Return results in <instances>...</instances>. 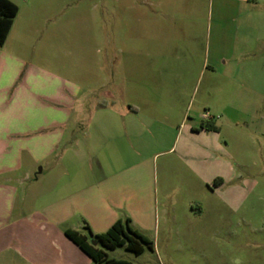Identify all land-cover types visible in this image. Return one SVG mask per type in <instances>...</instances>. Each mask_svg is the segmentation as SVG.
<instances>
[{
    "label": "rangeland",
    "instance_id": "374dc122",
    "mask_svg": "<svg viewBox=\"0 0 264 264\" xmlns=\"http://www.w3.org/2000/svg\"><path fill=\"white\" fill-rule=\"evenodd\" d=\"M181 1L162 36L144 33L147 7L139 0H63L60 9L71 47L81 46L69 60L85 59V46L95 45L119 112L131 104L161 112L151 118L170 127L131 147L150 213L144 222L157 233L153 240L147 232L154 251L145 246L136 256L118 247L108 256L132 264H264V75L240 79L250 63L264 72V50L244 49L246 32L264 31V2ZM145 46L160 53L147 56ZM205 113L218 132L198 133Z\"/></svg>",
    "mask_w": 264,
    "mask_h": 264
},
{
    "label": "crops",
    "instance_id": "0c3cea01",
    "mask_svg": "<svg viewBox=\"0 0 264 264\" xmlns=\"http://www.w3.org/2000/svg\"><path fill=\"white\" fill-rule=\"evenodd\" d=\"M10 1L19 13L0 47V264H74L76 259L92 264L65 236L77 230L74 224L101 235L128 220L152 242L157 233L144 222L150 213L135 185L138 165L131 147L147 133H167L170 127L151 118L161 112H143L132 104L119 112L118 93L112 86L104 90L103 56L95 45L85 46L90 49L85 59L69 60L81 46L71 47L70 21L60 14L63 0ZM139 1L147 7V36H162L163 22L177 20L182 2ZM244 37L247 53L263 52L264 31ZM158 48L144 47L147 56L160 53ZM245 70L242 80L264 75L257 63Z\"/></svg>",
    "mask_w": 264,
    "mask_h": 264
},
{
    "label": "trees",
    "instance_id": "16d2710c",
    "mask_svg": "<svg viewBox=\"0 0 264 264\" xmlns=\"http://www.w3.org/2000/svg\"><path fill=\"white\" fill-rule=\"evenodd\" d=\"M19 13V7L10 0H0V47H2L9 35L15 18ZM201 129L206 132H218L219 129L209 121H204ZM88 235L77 231L68 230L65 236L73 242L96 264H132L125 260L109 258L108 252L118 247H125L126 251L140 256L147 246L154 251V243L147 237L134 230L127 220L115 223L106 233L94 235L87 227ZM92 241L97 245H93Z\"/></svg>",
    "mask_w": 264,
    "mask_h": 264
},
{
    "label": "built area",
    "instance_id": "2783aa9c",
    "mask_svg": "<svg viewBox=\"0 0 264 264\" xmlns=\"http://www.w3.org/2000/svg\"><path fill=\"white\" fill-rule=\"evenodd\" d=\"M202 119L204 121H210V115L208 113H205V114L202 115Z\"/></svg>",
    "mask_w": 264,
    "mask_h": 264
},
{
    "label": "water",
    "instance_id": "95a60500",
    "mask_svg": "<svg viewBox=\"0 0 264 264\" xmlns=\"http://www.w3.org/2000/svg\"><path fill=\"white\" fill-rule=\"evenodd\" d=\"M92 244H93V245H97V243H96V242H94V241H92Z\"/></svg>",
    "mask_w": 264,
    "mask_h": 264
}]
</instances>
